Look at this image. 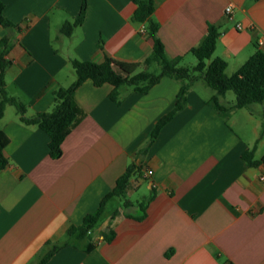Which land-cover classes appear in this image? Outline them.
<instances>
[{
	"label": "crops",
	"instance_id": "0c3cea01",
	"mask_svg": "<svg viewBox=\"0 0 264 264\" xmlns=\"http://www.w3.org/2000/svg\"><path fill=\"white\" fill-rule=\"evenodd\" d=\"M1 1L5 19L23 29L15 34L0 25V40L9 36L13 45L7 90L29 115L51 112L55 91L75 82L72 59L143 63L153 52L147 26L133 20V0H88L85 22L71 37L60 29L78 17L81 0ZM153 1L159 38L183 64L197 65L191 50L211 25L221 33L214 58L228 63L229 76L259 50L264 0ZM180 90L179 81L164 77L146 95L125 89L117 103L111 85L86 81L75 93L82 113L58 160L50 157L47 133L8 106L0 124L10 160L0 172V264H40L47 244L67 241L131 165L142 172L132 177L123 207L109 208L111 200L85 240L74 239L46 264H264V164L243 160L254 147L255 158L264 157V103L226 120L208 105L215 91L197 81L184 108L152 139ZM222 102L235 98L227 93ZM146 170L152 178H144ZM138 194L142 200L133 201Z\"/></svg>",
	"mask_w": 264,
	"mask_h": 264
},
{
	"label": "trees",
	"instance_id": "16d2710c",
	"mask_svg": "<svg viewBox=\"0 0 264 264\" xmlns=\"http://www.w3.org/2000/svg\"><path fill=\"white\" fill-rule=\"evenodd\" d=\"M137 6L133 20L145 24L153 39L154 48L152 54L143 63H127L117 61L106 56L102 63L71 60V66L76 76L75 82L68 88L61 87L54 93V107L49 113L28 114L27 105L18 97L12 96L5 81V73L9 66L7 56L12 49V40L9 36L0 40V124L4 118L6 108L12 106L16 109L20 121L27 126H35L47 133L50 138V157L58 160L63 155V144L71 133L74 125L82 113L75 102L76 91L86 82L92 81L96 87L109 84L113 87L110 99L120 103L125 89H133L135 92L146 95L164 77L175 79L181 83V90L177 97L175 109L163 117L157 124L152 139H155L161 129L184 108L187 102V93L199 80L215 91V95L209 100L208 105L222 118L228 119L230 115L252 105L264 103V52L259 49L252 55L242 67L232 76L227 74L228 63L221 58H214L217 43L220 38V28L215 25L209 27V32L202 44L191 50L197 59L194 67L183 64L184 57L171 58L166 52L165 46L159 38L160 25L154 20L155 4L153 0H133ZM5 5L0 0V25L15 34H21L23 29L4 17ZM88 11V0H81V8L78 17L73 22H66L60 29V34L71 37L74 30L85 22ZM101 49L103 46L101 44ZM235 93L233 104H224L223 98L227 93ZM264 119V114H263ZM9 138L0 125V172L6 169L10 160L6 154ZM145 152V150L143 151ZM256 147L243 154V160L249 167H258L264 164V157L255 158ZM142 169L136 165L128 167L127 171L117 182L116 188L110 192L101 202L99 209L88 215L81 226L71 227L67 232V241L63 244L49 243V251L44 255L40 264H46L62 247L72 241L85 240L103 220L108 203L115 199H125L132 177ZM145 204H141L144 208ZM91 251L90 247L85 249ZM225 264H232L226 262Z\"/></svg>",
	"mask_w": 264,
	"mask_h": 264
},
{
	"label": "built area",
	"instance_id": "2783aa9c",
	"mask_svg": "<svg viewBox=\"0 0 264 264\" xmlns=\"http://www.w3.org/2000/svg\"><path fill=\"white\" fill-rule=\"evenodd\" d=\"M226 14L227 16H229V18L232 19L233 14H234V10L231 6L226 8ZM238 29L242 30L243 26L241 24L238 25ZM257 46L259 49H261L264 52V37L263 38H259L257 41ZM153 171L152 170H146V172L144 173V178L145 179H150L153 177Z\"/></svg>",
	"mask_w": 264,
	"mask_h": 264
},
{
	"label": "rangeland",
	"instance_id": "374dc122",
	"mask_svg": "<svg viewBox=\"0 0 264 264\" xmlns=\"http://www.w3.org/2000/svg\"><path fill=\"white\" fill-rule=\"evenodd\" d=\"M192 58H195V57H192ZM185 64H186L187 66H190V67H194V65L196 66V64H189L188 61H187ZM199 81H202V80H199ZM203 82H204V81H203ZM228 94H229V96H232L233 98H236L234 92H229ZM142 198H143L142 194H138V195L134 196L133 201H135L136 199H138V200L141 201ZM124 202H125L124 199H121V198H115V199L113 200V202L111 203V205L109 206V208H111V207H113V206H119V205H121V206L123 207Z\"/></svg>",
	"mask_w": 264,
	"mask_h": 264
}]
</instances>
